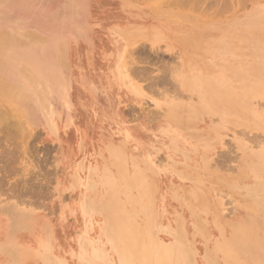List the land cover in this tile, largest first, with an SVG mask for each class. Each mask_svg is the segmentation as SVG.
I'll use <instances>...</instances> for the list:
<instances>
[{
	"label": "rangeland",
	"instance_id": "obj_1",
	"mask_svg": "<svg viewBox=\"0 0 264 264\" xmlns=\"http://www.w3.org/2000/svg\"><path fill=\"white\" fill-rule=\"evenodd\" d=\"M166 1L0 0V264H264V0Z\"/></svg>",
	"mask_w": 264,
	"mask_h": 264
},
{
	"label": "bare ground",
	"instance_id": "obj_2",
	"mask_svg": "<svg viewBox=\"0 0 264 264\" xmlns=\"http://www.w3.org/2000/svg\"><path fill=\"white\" fill-rule=\"evenodd\" d=\"M155 1V0H154ZM157 1H159V0H157ZM162 2H163V0H161ZM164 1H166V0H164ZM198 1V0H197ZM206 1V0H202V2L201 3H204V2ZM209 1V0H208ZM225 1V0H224ZM232 1V0H231ZM230 1V2H231ZM246 2H247V0H245ZM244 1V2H245ZM254 1H256V0H254ZM253 1V2H254ZM262 1V0H261ZM260 1V2H261ZM169 3L167 4V1H166V4L165 5H167V7H168V5L170 6V5H172L173 7H178V8H184V9H186L187 7L189 8V9H196V7H197V4H198V6H200V2H198V3H196V1H194V0H169L168 1ZM193 2H195V4H193ZM210 2H212V1H210ZM214 2V1H213ZM240 2H242L241 0H240ZM250 2V1H249ZM264 1H262V3H263ZM226 3H227V1H226ZM236 3V2H235ZM162 4V3H161ZM212 4V3H211ZM230 4V3H229ZM247 4H249V3H247ZM246 4V5H247ZM165 5H163V6H165ZM202 5V4H201ZM204 5V4H203ZM207 5V4H206ZM218 5V4H217ZM216 5V6H217ZM223 5V4H222ZM226 5V4H225ZM231 5V4H230ZM261 5H263V4H261ZM210 6V5H209ZM212 6H214V5H212ZM158 7V6H157ZM161 7V6H160ZM201 7V6H200ZM199 7V8H200ZM219 7V6H218ZM221 7V6H220ZM243 7V6H242ZM187 8V9H188ZM198 8V7H197ZM207 8V6L204 8V9H206ZM225 8V7H224ZM201 9V8H200ZM210 9V8H209ZM208 9V10H209ZM229 8H228V6H227V10H228ZM226 10V11H227ZM192 11V10H191ZM196 11V10H195ZM262 21L264 22V18L262 19ZM260 34V33H259ZM260 36H264V34H260ZM193 41V40H192ZM263 41H264V39H263ZM196 48V47H195ZM171 67V66H170ZM183 67V66H182ZM174 68V67H173ZM182 72V71H181ZM163 79V78H162ZM184 79V78H183ZM184 82V81H183ZM158 83V82H157ZM174 84V83H173ZM219 102H217V101H213V104L214 105H212V108H214V110H217V106H215L216 104H218ZM227 107H229V106H227ZM176 110V109H175ZM175 110H172L171 111V116H173L174 114L176 115L177 114V112L175 111ZM229 110H231V108L229 109ZM1 114V113H0ZM2 117V116H1ZM9 126V125H8ZM9 128V127H8ZM10 130V129H9ZM9 132V131H8ZM10 133V132H9ZM9 133H7V134H9ZM6 135V134H5ZM7 136V135H6ZM10 136V135H9ZM24 136H25V134H24ZM8 139V138H7ZM11 141V140H10ZM13 141V140H12ZM4 144V143H3ZM3 144H0V145H3ZM8 145V144H7ZM9 146V145H8ZM5 147V146H4ZM10 147V146H9ZM9 151V150H8ZM2 152H4V151H2ZM5 152L6 153H8L7 152V150L5 149ZM10 153H12V150H11V152ZM5 154V153H4ZM13 154V153H12ZM11 155V154H10ZM9 155V156H10ZM8 156V157H9ZM5 157V156H4ZM10 158V157H9ZM13 158V157H12ZM6 160V159H5ZM10 160V159H9ZM12 160V159H11ZM10 160V161H11ZM1 162H3V159H2V161ZM0 162V163H1ZM7 163V162H6ZM11 163V162H10ZM4 164V163H3ZM5 165H3V167H4ZM8 168H10V166L8 167ZM2 171H4L3 170V168H2ZM6 172V171H5ZM11 173H13V172H11ZM5 174V173H4ZM9 175H10V172H9ZM4 176H8V175H4ZM6 179V178H5ZM17 190H18V188H17ZM248 234V233H247ZM240 242V243H239ZM239 242H237L236 244H239L240 246H238V247H241V244H243V243H246V241H243V242H241V241H239ZM235 244V245H236ZM174 250V249H173ZM226 251V253L227 254H230V252H227V250H225ZM179 252V251H178ZM155 253H156V255H158L157 256V262L159 263V264H167L168 263V256H170L171 255V251L169 250V249H164V248H162V249H157L156 248V251H155ZM172 263V262H171Z\"/></svg>",
	"mask_w": 264,
	"mask_h": 264
}]
</instances>
